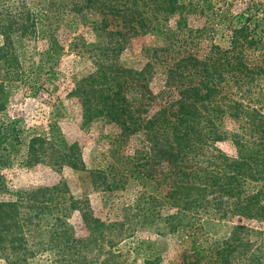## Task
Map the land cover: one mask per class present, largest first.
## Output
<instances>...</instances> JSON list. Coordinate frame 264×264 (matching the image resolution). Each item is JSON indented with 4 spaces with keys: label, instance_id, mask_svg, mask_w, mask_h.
I'll return each instance as SVG.
<instances>
[{
    "label": "trees",
    "instance_id": "16d2710c",
    "mask_svg": "<svg viewBox=\"0 0 264 264\" xmlns=\"http://www.w3.org/2000/svg\"><path fill=\"white\" fill-rule=\"evenodd\" d=\"M216 5V0H0V171L18 151L21 101L47 93L43 104L57 102L50 89L53 68L43 72L40 55L48 62L66 51L85 57L86 74L70 86L63 80L58 85L75 101L81 130L97 122L110 129L107 160L90 172L92 185L105 192L124 189L127 181L140 186L126 210L136 212L139 224L162 220L166 232L186 244L173 264H264V11L259 19L243 18ZM65 15L74 18L75 33L60 45L49 27ZM195 22L201 26L193 27ZM218 29L226 31V47L213 41ZM145 35L163 42L147 52L173 60L162 74L176 96L149 114L142 113L138 94L153 64L135 70L119 62L129 40ZM39 38L45 49L26 65V49ZM226 122L234 128L227 129ZM137 135L144 136L141 150L123 153L126 140ZM225 142L230 154L218 148ZM44 163L54 170L86 169L77 143L68 145L52 121L43 135L28 140L21 160L25 167ZM2 179L3 264H29L36 253L51 251L55 264L137 259L164 264L149 242L131 240L130 246L124 216L123 222L106 223L91 217L65 183L11 191ZM74 211L87 233L83 239L68 223ZM210 229L224 233L215 236Z\"/></svg>",
    "mask_w": 264,
    "mask_h": 264
},
{
    "label": "rangeland",
    "instance_id": "374dc122",
    "mask_svg": "<svg viewBox=\"0 0 264 264\" xmlns=\"http://www.w3.org/2000/svg\"><path fill=\"white\" fill-rule=\"evenodd\" d=\"M216 2V8L228 12L231 16L239 14L245 18L254 15L255 19H259L262 16V11H264V0H216ZM248 9L249 12H247ZM235 20L232 22L237 26ZM74 21L73 17L65 15L60 18L58 23L49 27L52 35L58 39L60 45H63L75 33ZM253 23L251 20L249 23L250 27H252ZM197 26H201L200 22L194 23L193 27ZM42 31L44 32V30L40 29V32ZM87 39L90 42L88 36ZM39 40L40 43H30V46L26 49L28 52L26 65L31 60L36 59L37 54L45 49V42L42 43L40 38ZM226 40V31L218 29L213 38L214 43L226 47ZM162 46L163 42L161 38L153 35L132 38L119 58L122 66L135 70L143 69L147 62L153 64V68L148 70L152 74L150 75L146 71V78L149 76L150 79L141 87V92L138 94L140 96V104L144 107L143 114H149V112L163 103L167 105L171 104L176 98L175 93L173 94L171 90L172 87H165L164 74H162V71H164L166 66H170L173 60H169L162 52L153 54L145 50L147 48L159 49ZM64 49L66 50V46ZM40 58H44L41 60L44 68L43 72L47 71L46 69L49 67L53 68V86L50 85V89L52 90L51 92H55L53 96L57 97L54 100L57 102L54 106L43 104L41 100L46 98L47 93H43L41 97L24 98L21 101L19 110L24 121L21 122L18 135V151L10 166L0 171V175L3 178L2 181L6 187L11 191L17 189L29 190L63 182L75 199L83 200L84 207L91 217L106 223L123 222L124 216L126 222L123 224V229L128 228L124 235L128 236L126 240L130 242V246L132 245L131 242L135 240L149 242L151 251L160 254L164 264L177 262L180 254L187 247L186 244L177 238L176 235L168 234L162 220L154 221L150 224H139V219L135 217L136 212L131 209L126 210L127 206L132 204L133 200L136 199L140 186L127 181L124 189L105 192L100 191L99 188H95L91 183L90 172L98 171L104 165V161L107 160L104 154L106 139L110 129L101 122H97L93 123L87 131L81 130L79 128L78 110L75 101L65 96L63 86L58 85L63 80L65 86H70L73 79L78 80L81 76L85 75L90 66L88 59L85 57L81 60L77 59L73 55L70 56L67 51L53 56L50 60L51 62H48L47 57H42V54ZM134 95L129 94L128 98H133L132 96ZM48 121L57 124L68 145L74 142L77 143L86 168L84 171L71 170L66 166L60 170H54L48 163L37 164L31 167L21 165L28 140L33 136L43 135L45 124ZM225 126L227 129L234 128V125L227 122ZM144 143V136L137 135L130 137L125 142L123 153L132 154L136 150H141ZM218 148L226 154L232 152L231 146L226 142L219 144ZM148 169H150V166ZM68 223L72 226L77 237H81L82 239L86 237L87 233L80 214L77 211L71 214ZM209 232L215 236H221L224 230L210 229ZM84 243L86 248L89 249L86 242ZM124 249L125 247H123ZM86 258L90 259L88 256ZM56 259L54 251H51V253L38 252L29 264H55ZM140 260H135V264H141ZM0 264H3L1 260Z\"/></svg>",
    "mask_w": 264,
    "mask_h": 264
}]
</instances>
